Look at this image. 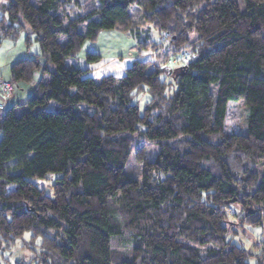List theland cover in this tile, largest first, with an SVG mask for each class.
<instances>
[{
    "label": "trees",
    "instance_id": "16d2710c",
    "mask_svg": "<svg viewBox=\"0 0 264 264\" xmlns=\"http://www.w3.org/2000/svg\"><path fill=\"white\" fill-rule=\"evenodd\" d=\"M20 30L39 53L0 110V264H264L237 239L264 229V0H0V42ZM110 30L135 43L123 75L66 66Z\"/></svg>",
    "mask_w": 264,
    "mask_h": 264
},
{
    "label": "rangeland",
    "instance_id": "374dc122",
    "mask_svg": "<svg viewBox=\"0 0 264 264\" xmlns=\"http://www.w3.org/2000/svg\"><path fill=\"white\" fill-rule=\"evenodd\" d=\"M27 36L26 30H20L19 35L15 39L4 38L0 42V83L10 82V66L11 64L19 59L24 57H33L36 53H39V45L35 40L33 34H29V41L25 40ZM63 40V39H62ZM90 48L96 52H99L101 55L100 61L91 65L90 74L95 78L99 79L101 76L106 74H114L116 76L123 75L125 68L129 66L132 59L136 56L135 43L132 39L128 38L126 34L117 32L115 30L103 31L99 33L95 41H86L80 51L77 53L76 58H67L65 63L66 66H76L83 68L87 65L85 61L86 49ZM175 67V66H173ZM22 84V83H21ZM24 84V83H23ZM13 85L12 93L8 92V96L2 99L0 97L1 107L3 109L11 106L12 102L16 100L25 99L29 94V90L26 88L24 92H21V95L17 94V98L13 97V92H16V86ZM1 95V93H0ZM13 99H15L13 101ZM244 127V105L240 100L236 103H230L227 108V115L225 120V131L235 132L242 131ZM148 154L150 151L155 150L154 148L157 145L148 146L145 143ZM264 164V157L262 159ZM135 170L138 168V164L132 162L130 165ZM262 168V167H261ZM55 175L50 174L48 177L52 179ZM231 220H234L231 218ZM238 226V224H237ZM237 226H235L237 228ZM239 234L237 239L241 241L243 247L250 253H256L257 248L255 247L257 242H260L264 239V229H261L260 226L256 225H243L238 226ZM30 234L28 232L24 233L22 238L16 239L14 246L11 248V259L32 257V251L25 249L22 244L24 241L28 240ZM123 241L118 242L117 250L123 254L129 251L130 244L122 243ZM114 249V248H113ZM9 254V251L5 253ZM9 259V258H8ZM253 262V257L249 259Z\"/></svg>",
    "mask_w": 264,
    "mask_h": 264
},
{
    "label": "crops",
    "instance_id": "0c3cea01",
    "mask_svg": "<svg viewBox=\"0 0 264 264\" xmlns=\"http://www.w3.org/2000/svg\"><path fill=\"white\" fill-rule=\"evenodd\" d=\"M89 51H94V50H91L90 48H87L86 49V52H89ZM99 53V52H98ZM99 55H100V53H99ZM86 66V65H85ZM90 68H91V66H90ZM38 78V74H35L34 75V79L36 80ZM28 89L29 90V92H30V89H31V87L29 86V85H27V84H21V83H19L17 86H16V89H17V91L16 92H13V97L16 99L17 98V94L18 95H21V92H24V89ZM15 99H13V101L15 100ZM24 99V98H23ZM17 101V100H16ZM1 101H0V110L3 112L5 109H3L2 107H1ZM13 103V102H12ZM11 103V104H12Z\"/></svg>",
    "mask_w": 264,
    "mask_h": 264
},
{
    "label": "built area",
    "instance_id": "2783aa9c",
    "mask_svg": "<svg viewBox=\"0 0 264 264\" xmlns=\"http://www.w3.org/2000/svg\"><path fill=\"white\" fill-rule=\"evenodd\" d=\"M12 90H13V85L11 82H2L0 83V97L2 99L6 98V96H8V92H11L12 93Z\"/></svg>",
    "mask_w": 264,
    "mask_h": 264
}]
</instances>
